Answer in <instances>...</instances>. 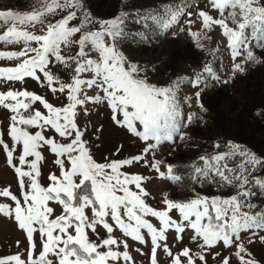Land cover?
Returning <instances> with one entry per match:
<instances>
[{
    "label": "snow or ice",
    "instance_id": "1",
    "mask_svg": "<svg viewBox=\"0 0 264 264\" xmlns=\"http://www.w3.org/2000/svg\"><path fill=\"white\" fill-rule=\"evenodd\" d=\"M128 15L98 19L88 0H35L28 11L0 10V61L12 62L0 65V84L6 86L0 109L10 114L6 132L0 131V154L17 185L16 192L0 188V198L8 201L0 202V216L13 220L26 241L23 252L0 256V264H137L133 251L148 264H161V254L168 264H232L233 258L236 264H261L247 245H264V156L233 141L225 142L223 151L214 143L212 153L190 166L189 181L182 185L185 198L164 193L157 207L147 201L150 177L127 169L142 166L180 184L183 177L158 159L156 150L184 141L185 129L204 122L201 96L209 81L227 84L247 65L262 62L257 50L264 55V0H197L139 15L135 23L143 29L172 35L187 17L189 28L180 30H187L197 48L216 58L222 45L230 58L226 79L209 61L193 77L165 86L153 83L148 68L121 51ZM197 23L193 31L190 26ZM217 30L222 39L206 49L203 41H211ZM54 69H63L69 79ZM28 81L59 105L14 87ZM184 83L195 89L191 95H181ZM89 106L104 107L110 122L140 146L138 152L95 159L79 123ZM45 153L55 166L46 177ZM207 186L233 194L206 195ZM189 232L196 250L180 246Z\"/></svg>",
    "mask_w": 264,
    "mask_h": 264
},
{
    "label": "rangeland",
    "instance_id": "2",
    "mask_svg": "<svg viewBox=\"0 0 264 264\" xmlns=\"http://www.w3.org/2000/svg\"><path fill=\"white\" fill-rule=\"evenodd\" d=\"M34 2L35 0H0V10L28 11ZM196 3L197 0H88V7L91 9V14L98 19L112 18L121 11L129 14L126 21V30L129 35L119 47L129 60L148 68V75L153 83L165 86L173 80L193 77L196 72L200 71L203 64L209 61H212L214 70L222 78L226 79L229 75L231 62L222 45L221 51L217 52L216 58H213L207 51L196 47L187 30H180L189 28V25L183 22L187 17H181L179 24L174 26L175 35H172V30L168 32L145 30L135 23L138 16L145 13L162 11L171 6L195 5ZM189 10L194 11V8H185V11ZM190 27L196 31L199 24H193ZM142 32L147 39L140 35ZM211 35L213 36L211 41H203L206 49L215 48L222 39L218 30ZM2 48L3 46L0 45V49ZM257 55H261L262 62L247 65L246 71L243 74H237L229 83L209 81L208 88L201 96L202 103L207 109L206 113H201L204 122L195 121L185 129L188 134L187 139L177 140L175 144L165 142L157 148L156 157L174 165L176 173L183 177L179 185L156 178L154 173L142 166L127 169L129 172H138L150 177L145 187L151 193L147 201L153 207L158 206L156 201L160 200L164 193L173 199L185 198L188 193L182 185L189 181L190 166L193 162H198V157L201 155L212 153L214 143H220V150L223 151L225 142L233 141L246 146L259 156H264V55L259 50H257ZM10 63L12 62L0 61V65ZM53 71L64 80L69 79L68 73L63 69ZM14 87H26L30 91L46 95L49 102L53 104L59 105L60 103L51 93L46 94L45 90L34 81H28L25 85L16 84ZM2 90H6V86L0 84V91ZM194 91L195 89H192L190 85L182 84L181 95H191ZM89 107L91 111L88 115L81 114L79 123L82 128L87 129L85 138L90 141L89 146L92 148L95 159L101 161L105 156L122 159L138 152L140 146L132 143V139L125 130L110 122L104 107ZM191 110L198 111L195 108ZM9 115L6 110L0 109V131L6 132ZM96 128H100L101 131L96 133ZM4 138L7 139L6 135ZM117 148H121L120 153L112 155ZM45 155L48 159L42 164V171L46 177L49 171L55 170V166L51 163L53 157L48 153ZM42 182L47 183L46 180ZM3 187H10L13 192L17 190L14 173L7 166L3 155L0 154V188ZM202 191L206 195L233 194L230 189L214 191L211 186H207ZM0 202L8 203L4 198H0ZM190 235V232L184 234L180 246H188L196 250L189 240ZM18 240L21 241L19 248L16 246ZM171 240L170 235V243ZM25 247L26 241L16 228L14 221L6 216H0V256L15 254L18 251L23 252ZM143 247L147 250V246ZM247 247L254 258L264 264V245L257 242ZM225 254H228L227 251ZM132 255L136 256L137 264H148L145 256H140L134 251ZM168 259L167 256L159 255L161 264H168ZM232 264H236L235 258Z\"/></svg>",
    "mask_w": 264,
    "mask_h": 264
}]
</instances>
